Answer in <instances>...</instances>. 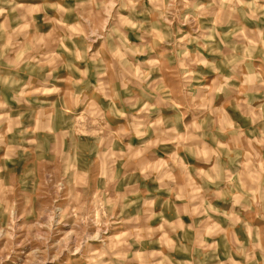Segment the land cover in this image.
Returning <instances> with one entry per match:
<instances>
[{
  "label": "clouds",
  "instance_id": "9594fccd",
  "mask_svg": "<svg viewBox=\"0 0 264 264\" xmlns=\"http://www.w3.org/2000/svg\"><path fill=\"white\" fill-rule=\"evenodd\" d=\"M0 264H264V0H0Z\"/></svg>",
  "mask_w": 264,
  "mask_h": 264
},
{
  "label": "rangeland",
  "instance_id": "374dc122",
  "mask_svg": "<svg viewBox=\"0 0 264 264\" xmlns=\"http://www.w3.org/2000/svg\"><path fill=\"white\" fill-rule=\"evenodd\" d=\"M187 218H185V220H186Z\"/></svg>",
  "mask_w": 264,
  "mask_h": 264
}]
</instances>
